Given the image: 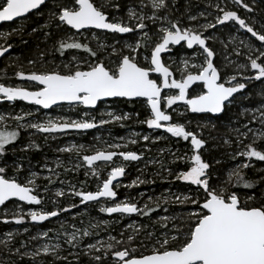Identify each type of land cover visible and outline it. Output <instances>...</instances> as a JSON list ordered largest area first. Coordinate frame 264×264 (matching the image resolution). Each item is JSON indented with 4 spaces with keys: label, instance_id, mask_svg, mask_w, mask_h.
I'll return each instance as SVG.
<instances>
[{
    "label": "snow or ice",
    "instance_id": "snow-or-ice-1",
    "mask_svg": "<svg viewBox=\"0 0 264 264\" xmlns=\"http://www.w3.org/2000/svg\"><path fill=\"white\" fill-rule=\"evenodd\" d=\"M51 3L49 9V20L55 21L57 29L64 31V37L54 42V51L59 52L61 56L69 50H78L86 55L79 58L75 52L70 53V59L62 65L47 70H31L25 72L18 70L15 76L28 82V86H6L0 83V99L8 102L23 101L27 104L39 106L42 109H51L53 106L62 107L67 104L72 107L83 106L90 110L97 107L98 102L111 100L116 103L118 100L124 102H134L137 98H143L146 103L149 114L148 117L140 121L145 123L150 129H163L171 137L181 138L190 143V152L177 155L171 152L173 163L184 162L186 168L173 172L168 169L169 175H174L175 180L181 181L189 186H195L190 194L170 193L167 196L149 197V202L140 207L137 203L131 202L132 198H126L123 201H116L117 192L114 190V181L125 174L126 165L121 163L108 172L107 177L100 181V176L93 166L97 162H105L111 165L115 157L122 158L124 162H134L141 159L135 151H108L96 149L93 154L82 156L84 165L91 170V174L97 178L99 186L97 191L76 190L74 187L70 195L79 197L82 204L88 202H99L101 198L111 200V206L100 207V212L108 215H140L152 218V213H157L160 226L167 231L161 235L154 232H148L147 238L151 241L152 247L148 254H137V248L131 247L136 240L135 234H129L126 237L121 232L123 239H117L109 236L108 241L97 240L95 243L89 242L86 245L85 254L90 255L96 264H264V200L259 204L255 201L257 197L254 194L241 195L231 188L243 187L251 189L257 181L245 179L243 170L253 166L251 161L264 162V131L257 130L253 133L251 142L245 144L248 139L247 132L235 131L238 133L236 144L238 151L234 153L233 158L244 157L245 161L237 164L235 168L228 173L227 180H219L212 183L213 173L210 171L211 164L202 158L200 150L204 147L205 141L200 136L189 130L187 123L174 121L171 114L164 111V107L172 108L173 105L182 103L186 112L194 114H212L218 116L225 112L229 105L235 102V94L241 93L246 89L247 81H260L264 83V31H258L254 26L246 22L237 11L230 10L226 5L221 7L220 3L209 4L219 14L215 17V23L206 22L199 27L182 24L180 19H170L167 10L170 5L168 0H140L137 7H127V21L123 17L112 15L107 9H115L119 12L121 5L114 0H0V22H12L17 18H27L29 13L40 14L38 11ZM232 3L239 5L247 12H252L253 8L249 6L247 0H232ZM148 9L149 11H144ZM165 13L160 15V13ZM205 13L190 15V22L197 21L200 17L207 20ZM228 22H234L240 29L251 34L259 45L240 40V44L247 49L245 54L246 64L239 66L242 70L240 77L236 74L225 76L214 64L215 51L210 47L209 41L213 39L211 33L205 35L209 29H215L217 25H224ZM149 23L158 25L156 28V42L151 44L152 34L149 31ZM49 25L46 24L45 27ZM66 26V28H65ZM203 29V31H201ZM71 30H75L72 32ZM93 30H100L103 33L116 34H134V43L122 44L118 50L114 45L101 41L100 34ZM23 28H14L11 32L0 34L4 43L0 44V57L9 52L12 45L7 43V38L14 32H22ZM33 31H36L34 28ZM51 35V33H45ZM80 37H83V42ZM235 39V37H233ZM96 41L95 48L90 46L91 41ZM183 42V44H182ZM119 43V41H117ZM58 45V46H57ZM186 45L187 49L193 50L203 57L202 62H192L189 64L187 59L182 60L184 71L181 72V78H173L170 66L162 63L161 54L171 52L170 46ZM128 49L127 54L124 49ZM141 48L149 49L150 56H145V63L141 64L137 60V55ZM234 51H236L234 49ZM107 53L109 63H105L102 58ZM135 54V55H134ZM242 53L236 51V55ZM115 56L113 61L111 57ZM43 59V54H41ZM198 59V57H194ZM30 64L35 61L30 60ZM114 64V67L111 66ZM156 76L153 78L152 74ZM194 84H199L200 90L194 94L189 93V89ZM33 87L35 90H29ZM169 92L165 93L164 90ZM171 90H176L173 93ZM162 93H164L162 95ZM264 98V92L261 93ZM177 115L183 116L185 112L178 109ZM247 111V109L245 110ZM259 112L258 122L264 128V104L253 110V113ZM243 114V113H242ZM33 113L18 114L12 117L17 121V129H34L40 133L55 134L75 131L78 133L102 127L106 124L128 120L130 114L108 111L101 114L97 119L93 116L89 118V112L84 111L83 117L79 119L69 118H48L43 122L24 121L26 117ZM107 116L108 119L103 117ZM5 121L4 116H0V123ZM257 118L253 116L250 123H256ZM251 132L248 124L244 125ZM18 130H9L7 126L0 129V157L6 154L7 146L17 140ZM143 139L148 141L149 136ZM159 139V137H158ZM135 139L130 143L135 144ZM229 143V141H225ZM244 145L239 148V145ZM260 145L257 147V145ZM111 149H120L127 147L121 144H109ZM83 145L77 147H61L58 152L76 151L79 155ZM26 151L27 148L21 149ZM219 163V161H217ZM60 164L57 161V167ZM81 164L74 167L79 168ZM68 171L69 169H65ZM49 171H54L49 169ZM85 175H88L86 170ZM35 177V174H33ZM49 183H52L50 177H46ZM264 179V178H262ZM146 181L134 180L131 185L134 187L143 184ZM36 180L31 178L26 184L18 182L16 179L7 178L6 166H0V206H5L8 201H21L29 205H40L42 198L36 194ZM45 191H48L47 186ZM64 191H56V197H63ZM174 197V199H173ZM251 202V203H250ZM56 203V201H53ZM178 203L180 205H191V207L182 208L177 215H159L162 205ZM150 204L152 206H150ZM76 207L75 204L69 207L57 208L49 211H32L26 213L28 219L33 223H42L53 217H58L61 212H68L70 208ZM167 213L168 208H163ZM22 209L12 213L14 222L21 224L25 220V215L21 214ZM8 215L7 212L4 213ZM179 220L180 223L175 222ZM7 219L4 223H8ZM169 222L172 228H169ZM99 225H90V228H97ZM63 227V226H62ZM67 235L66 243L72 248L80 247L83 237H90L92 232L87 229H75ZM128 227L134 229V233H139L140 229L130 224ZM28 230L25 229V232ZM8 239L13 238L12 233H8ZM47 236L48 233H42ZM155 237V239H152ZM37 239V236L31 237ZM140 246L147 247L143 241ZM7 244V241H5ZM124 245L123 250L119 249ZM23 247L27 245L22 243ZM60 245L44 244L32 252L31 258L35 259L44 255H54L56 259L67 260V257L59 255ZM19 252V249H17ZM29 255V253H24Z\"/></svg>",
    "mask_w": 264,
    "mask_h": 264
},
{
    "label": "rangeland",
    "instance_id": "rangeland-1",
    "mask_svg": "<svg viewBox=\"0 0 264 264\" xmlns=\"http://www.w3.org/2000/svg\"><path fill=\"white\" fill-rule=\"evenodd\" d=\"M99 2V0H98ZM121 5L119 12H116L115 9H107L110 13V16L115 15L123 17L127 21V7H136L137 11L139 8L137 5L140 0H129L126 2L125 7H122L121 0H114ZM147 2V0H145ZM170 5L167 10V14L170 19H180L182 24L188 26H196L206 22L215 23V17L219 14L213 7L208 5L220 3L221 7L225 5L230 10H235L238 14L246 20L247 23L254 26L258 31H264V6L255 0H247V3L250 7L253 8L252 12H247L242 9L239 5L232 3V0H168ZM181 6L180 9H177L176 5ZM52 7L51 3L45 8V16L42 17V21L33 22L30 17L19 19L11 24H8L5 27L0 28V34L11 32L14 28H23L22 32L13 33L7 38V43L11 44L12 47L0 60V83H5L6 86H28V82L21 81L15 76V72L18 70H23L25 72L31 70H47L55 67L56 65H62L66 63L71 57L70 53L75 52L77 57L84 56L86 54L79 52L78 50H69L65 52L64 56H61L59 52L54 51V42L58 39L64 37V31L62 29H57L55 26V21L49 20V9ZM176 7V8H175ZM144 11H149L145 9ZM205 13L207 15V20L203 17H200L197 21L190 22L188 17L190 15L199 16L200 13ZM42 14V15H43ZM165 13H160L164 15ZM37 17L42 15L36 14ZM48 24V27L45 25ZM149 25L152 29H149L150 34H152L151 44L156 42V28L158 25L151 24ZM36 31H33V29ZM41 28H47L45 33H51V35H45V33L40 36V47L34 45L35 49L31 53L26 54V51L21 48L22 44L28 42L27 39H31V36L37 35L38 31ZM66 28V26H65ZM94 33H99L102 42L114 45L118 50L122 44H132L134 43V34H125L120 35L110 33H103L101 31L93 30ZM203 31V29H201ZM72 32H74L72 30ZM211 33L213 39L208 43L210 47L214 48L217 54V67L222 74L226 77L236 74L238 79L242 70H239V66L246 64L245 54L247 49L240 44V40H245L247 42L259 45V41H256L254 37H251V34L246 33L244 30L240 29L238 25L234 22H228L224 25H217L215 29H209L208 32H205V35ZM37 35V38L38 39ZM235 37V39H233ZM35 39V38H34ZM83 41V37H80ZM119 41V43H117ZM5 41L0 36V44H3ZM88 42V41H83ZM41 44H44L41 47ZM96 41H91L90 46L95 48ZM58 46V45H57ZM241 52V55H236V51ZM127 54L128 49L123 50ZM150 48L139 50L137 55V60L141 64L145 63L144 57L149 55ZM41 54H43V59H41ZM27 55V56H26ZM135 55V54H134ZM198 57V59H194ZM102 58L105 59V63H109L107 58V53H104ZM199 54H173L166 57L164 64L170 66V70L173 73V77L176 79L181 78V72L184 71V65L181 63L182 60L187 59L189 64L192 62L199 63ZM116 57H111V60H115ZM35 61V63L30 64L29 61ZM202 62V61H201ZM111 66L114 67V64ZM155 78L154 75H152ZM246 89L240 93L237 97L234 98L235 102L228 106L225 112L215 119H201L199 120L193 130L197 133L200 138L205 141L204 149L201 151L202 158L211 164L210 171L213 173L212 183H217L219 180H227L228 173L232 171L237 164H240L245 161L244 157L233 158L234 153L238 151L236 144V139L238 133L235 131L239 129L240 132H247L248 139L244 141L245 144L251 142L253 133L257 130L264 131V128L261 127V124L258 122L260 116L259 112L253 113V110L260 107L264 104V98H262L261 93L264 92V83L260 81H247ZM29 90H35L33 87H30ZM195 91H199V85L196 86L192 91H189L190 94H194ZM170 91V90H169ZM167 91V92H169ZM175 93V90H171ZM166 92V93H167ZM133 102H124L118 100L116 103L112 101H107L101 104V107L96 109L86 110L83 106L72 107L69 105H63L62 107H55L50 111H45L43 109L35 107L36 105H31L33 108H11L10 105H13V102L8 103V107H3V104H0V116L5 117V121L0 123V129H3L5 126L9 130H18L19 136L16 141L7 146L6 154L3 157H0V166H6V175L7 178L16 179L22 184H26L28 179L35 178L36 180V194L42 198V203L40 205H29L27 203L14 202L7 204L5 206H0V264H96L95 260L91 258L90 255L85 254L87 251L86 245L89 242L95 243L97 240L108 241L109 236H114L117 239H123L120 236V233L123 232L126 237L129 234H135L136 240L133 241L131 247L140 249H146L148 252L152 247L151 241L147 238L148 232H154L156 235H161L166 229L160 226V223H157L159 216L157 213H152V218L146 216H140L137 214L128 216L124 215L123 217L120 214H112L111 216L100 212V207L102 206H111L113 201L101 199L99 202H88L82 204L79 197L70 195L72 188L82 191H97L98 189V180L91 174V170L87 169V165L83 164L82 156L85 154H93L96 149H103L108 151H128L129 149H137L141 144H145L143 148L140 149L141 154L144 157L148 155L149 159H143L137 162L136 168L134 167V173L137 178L140 180L146 181L143 184H139L137 187H146L153 183V177L159 180L158 185L155 189H143L142 191L135 193H121L120 200L117 202L123 201L126 198L131 197L132 201L137 203L140 207H143L145 203L149 202V197H161L167 196L170 193H185L190 194L192 189L195 187H187L182 184H178L175 180L174 175H169L168 169H172L173 172L179 170V164H185L184 162L173 163V157L171 152L177 153V155H182L184 153H189L191 155L190 147H181V143L185 141L181 138L166 136H155L151 131L148 132L144 130L147 125L141 123L140 121L145 120L148 117L149 109L144 101L137 100ZM21 103H24L21 101ZM26 104V103H24ZM185 112V115L178 116L177 111ZM247 109V111H245ZM172 115L174 121L181 123H187V125H192V121L188 120V113L185 111L184 106L173 105L172 108H167L166 106L163 109ZM31 111L32 116L26 117L24 121L20 123H26L28 121H40L43 122L48 118H69V119H79L84 118L83 112H89V118L95 117L97 121L101 118V114L112 111L116 114L127 113L131 115V118L128 120H122L118 122H113L106 124L102 127H98L87 132L78 133L75 131H69L65 133H55V134H46L37 132L34 129H17V121L12 119L13 116L26 113ZM243 113V114H242ZM223 116V117H222ZM253 116L257 118L256 123H250L249 121L253 119ZM108 119L107 116L103 117ZM248 124L249 128L252 129L251 132L248 131V128H245L244 125ZM214 131H220V133H213ZM144 136H149V140L145 141ZM138 137L141 138V142L137 141ZM159 137V139H158ZM135 139L137 142L135 144L130 143V140ZM179 139V140H178ZM229 143H225V141ZM42 141V142H41ZM41 142V143H40ZM121 144L127 145V147H122L120 149H111L108 147L109 144ZM218 143H221L224 146L226 153V159L219 157L212 160V156L215 154V150L218 148ZM76 145L79 147L83 145V149L80 150L79 155L76 151L73 152H58L57 149L61 147H72ZM243 144L239 145V148H243ZM260 145L258 144L257 147ZM27 148L26 151L21 149ZM214 154V155H213ZM155 155V156H154ZM154 156V157H153ZM57 161L60 166L57 167ZM219 161V163H217ZM252 167L244 169L245 171H251L252 181H257V184L260 183V186L255 189H245L243 187L231 188L232 191H235L241 195V199H244V194H254L257 197L255 201L258 204L264 197V162L252 160ZM76 164H81L79 168L74 167ZM104 165H99L96 163L93 167L99 173L100 179L103 173L108 174L111 170L112 165L103 163ZM116 164H121L117 162ZM150 167H153L154 170H158L154 175V170H151ZM159 167V169H158ZM182 167V166H181ZM180 167V168H181ZM53 169L54 171H49ZM65 169H69L66 171ZM86 170L88 175H85ZM35 174V177H33ZM46 177H50L52 183H49V180ZM47 186L48 191H45ZM187 187V188H186ZM56 191H64L65 195L63 197H56ZM174 199V197H173ZM56 201V203H53ZM251 203V202H250ZM75 204L76 207L70 208L68 212H61L58 217L50 218L42 223H33L30 219L27 218L26 213L29 210L32 211H49L62 207H69L70 205ZM150 206H152L150 204ZM191 207V205H180L178 203H170L168 205H162L159 215H179L182 208ZM163 208H168L169 211L165 213ZM22 209L21 214L25 215V220L21 224H16L14 222L12 213ZM7 212L8 215L5 216L4 213ZM7 219L9 222L4 223V220ZM179 224L180 221L175 222ZM99 226L95 229L90 228V225ZM134 225L135 228L140 229L139 233H134V229L128 227V225ZM63 226V227H62ZM75 229L84 230L87 229L92 232L90 237H83L82 243L78 248H72L66 243V237ZM172 223L169 222V228H172ZM25 229L28 231L25 232ZM47 232L48 235L45 237L42 233ZM8 233L13 234L11 240L8 239ZM37 236V239L33 240L31 237ZM152 239H155L153 237ZM7 241V244H5ZM140 241H143L147 247L140 246ZM22 243L26 244V247L22 246ZM48 244L50 246L59 244L60 251L59 255L61 257H67V260L56 259L54 255H44L41 253L40 256L35 259L31 258V253L34 252L37 248H41L42 245ZM19 249V252H17ZM123 250V249H120ZM24 253H29V255H24ZM104 264H108V261H105Z\"/></svg>",
    "mask_w": 264,
    "mask_h": 264
},
{
    "label": "flooded vegetation",
    "instance_id": "flooded-vegetation-1",
    "mask_svg": "<svg viewBox=\"0 0 264 264\" xmlns=\"http://www.w3.org/2000/svg\"><path fill=\"white\" fill-rule=\"evenodd\" d=\"M121 1H123V0H121ZM127 1H129V0H127ZM255 1H258L259 3L263 4V6H264V1L263 0H255ZM42 8H43V6H42ZM38 11H40V10H38ZM33 14L34 13H30L27 17H30V15H33ZM5 25H8V24H5ZM5 25H3V26H5ZM3 26H1V27H3ZM149 29H152V27L150 25H149ZM182 44H183V42H182ZM170 47L172 48V51L171 52H165L164 54H162L163 63L166 60V57L169 56V55H173V54L174 55L175 54H177V55H181V54H187V55H189V54H192L193 53V50L187 49L186 45L184 47H181L179 45H177V46H170ZM212 49L215 51V49L213 47H212ZM215 54H216V51H215ZM148 56H150V53H149ZM199 60H200L199 62H201L203 60V57L200 56ZM214 64L217 65V54L214 57ZM152 75H154V74H152ZM154 76H156V75H154ZM197 85H199V84H196L195 86H193L191 89H189V91H192L194 88H196ZM237 96H235V97H237ZM141 101H143V100H141ZM15 102H21V101H15ZM15 102H13V103H15ZM8 103H10V102H7V101L0 102V104H8ZM178 105L183 106V104L182 103H179V102H178ZM35 107L40 108L38 106H35ZM99 107H101V105H99L97 108H99ZM40 109H42V108H40ZM187 113H188V120H191L192 121V123H191L192 125H187L188 128H189V130H191V131L196 130L195 125L197 123H199L198 122L199 120L204 119V118L205 119H211L212 120V119H215L216 118V117H214V116H212L210 114H194V113H191V112H187ZM144 130H146V131L148 130L149 132L151 131L152 133H154L155 136H166V137H170L171 139L173 138V137H171V135L169 133H166L163 129H150V128L146 127ZM141 138L142 137H138L136 140L139 141V142H141ZM181 144H182L181 147H186V148H187V146L190 147V143L188 141H185L184 143H181ZM144 146H145V144H141L137 149L133 148L131 150L130 149L128 150V151H135L139 155H141V159H139L137 161H134V162H124V161H122V158H120V157H115L114 158V163L111 164L112 167H114L116 165H119V164H116L117 162H121V163H123V164L126 165V170H125L124 176L120 177L119 180L114 183V186H115L114 190L117 192V198H116V200H120V197L119 196H120L121 193H135V192L142 191L143 189L153 190V189H155L157 187V186L152 185V183L150 185H146V187H141V186L140 187H137V186H134V187H126V185H131L132 182L134 180H136V176H135V173H134V167L136 168V166H138V165H136L137 162H139V161H141L143 159H149L148 157L149 156H152V155H148V156L144 157L143 154H141L140 149L143 148ZM203 149H204V147L200 150V152L203 151ZM103 163H105V162H99L98 164L99 165H104ZM184 165H182L183 167L179 168V170L185 169L184 168ZM106 177H107L106 174L103 173L102 176H101L100 181H102ZM100 181H98V182H100ZM177 183L178 184L185 185L187 187H192V186H189V185H187V184H185V183H183L181 181H177ZM193 187H195V186H193ZM14 202H16V201L15 200L9 201V202L6 203V205L7 204H10V203H14ZM17 202H19V201H17ZM20 203H22V202H20Z\"/></svg>",
    "mask_w": 264,
    "mask_h": 264
},
{
    "label": "trees",
    "instance_id": "trees-1",
    "mask_svg": "<svg viewBox=\"0 0 264 264\" xmlns=\"http://www.w3.org/2000/svg\"><path fill=\"white\" fill-rule=\"evenodd\" d=\"M122 2V7H125V4H126V2H127V0H123V1H121ZM176 7H177V9H180V5L178 4V6L176 5ZM175 7V8H176ZM45 8L46 7H43L40 11H45ZM45 13L46 12H44V14L42 15V16H40V17H37V15L36 14H33V15H30V18L29 19H31L33 22H40V21H42L43 20V18L42 17H44L45 16ZM5 26H7V25H5ZM5 26H3V27H5ZM1 28V27H0ZM47 31V28H41L39 31H38V33H37V35H39L38 36V39H36L37 38V35H34V36H31V39H27L28 40V42L26 43V44H22V46H21V48L23 49V51L25 50L26 51V54H28V53H31L32 52V50H34L35 48V46L34 45H36L37 47H40V42H36V40H38V41H40V36H42L45 32ZM35 38V39H34ZM44 46V44H41V47H43ZM27 56V55H26ZM27 57H29V54H28V56ZM136 102H133V104H135ZM9 105L8 104H3V107L5 108V107H8ZM11 106V108H19V107H25V108H33L31 105H27V104H24V103H21V102H15L13 105H10ZM223 117V116H222ZM213 133H220V131H214ZM42 142V141H41ZM40 142V143H41ZM214 154V156H212V160L213 159H215L216 157L217 158H219V157H223V159H226L227 157L226 156H224V153H226V151H225V149H224V146L221 144V143H218V148H217V150H215V152H213ZM216 156V157H215ZM182 165H184V164H182V163H180L179 164V168L182 166ZM183 167V166H182ZM184 168H186V165H184ZM150 169L151 170H154V168L153 167H150ZM158 169H159V167H158ZM158 170H154V175L157 173V175H158V172H157ZM244 175H245V179H247V180H250V176H251V171H245L244 172ZM153 180V183H152V185H154V186H158V185H160L159 183H158V179L156 178V176L155 177H153L152 178ZM258 186H260V183H256L255 184V186L252 188V189H255L256 190V187H258ZM241 188V187H240ZM262 200H264V197L262 198ZM259 204V203H258ZM123 247H124V245H120L119 246V249H123ZM141 253H143V254H148V250H146V249H140V250H138V254H141Z\"/></svg>",
    "mask_w": 264,
    "mask_h": 264
},
{
    "label": "water",
    "instance_id": "water-1",
    "mask_svg": "<svg viewBox=\"0 0 264 264\" xmlns=\"http://www.w3.org/2000/svg\"><path fill=\"white\" fill-rule=\"evenodd\" d=\"M263 1H264V0H263ZM29 14H30V13H29ZM29 14H28V15H29ZM19 19H21V18H17V20H19ZM17 20H15V21H17ZM13 22H14V21H12V22H0V27L3 26V25H5V24H10V23H13ZM74 31H75V30H74ZM96 31H100V30H96ZM123 35H125V34H123ZM6 54H8V52L5 53V55H6ZM162 54H164V53H162ZM162 54H161V59H162ZM5 55H4V56H5ZM4 56H3V57H4ZM3 57H0V60H1ZM162 63H163V60H162ZM170 71H171V70H170ZM153 74L156 75L155 73H153ZM173 78H174V77H173ZM195 85H196V84H194L193 86H195ZM193 86H192V87H193ZM190 89H191V88H190ZM244 90H245V89H244ZM244 90H243V91H244ZM167 91H169V90H168V89H165V90H164L165 93H166ZM243 91H242V92H243ZM163 94H164V93H162V95H163ZM238 94H239V93L235 94V96H237ZM137 100H143V98H137ZM2 101H6V100L0 99V102H2ZM108 101H111V100H108ZM7 102H8V101H7ZM22 102H23V101H22ZM104 102H107V101H100V102H98L97 107H98L99 105H101L102 103H104ZM24 103H26V102H24ZM26 104H27V103H26ZM27 105H31V104H27ZM65 105H67V104H65ZM38 107H39V106H38ZM55 107H58V106H53L51 109H53V108H55ZM97 107H96V108H97ZM96 108H95V109H96ZM51 109H43V110H45V111H50ZM222 114H223V113H222ZM222 114H219L218 116H214V115H212V114H210V115H212V116H214V117H219V116H221ZM97 163H99V162H97ZM119 178H120V177H118L117 180H115L113 183H115L116 181H118ZM101 199H104V198H101ZM12 201H13V200H12ZM8 202H9V201H8ZM19 202H21V201H19ZM6 203H7V202H6ZM22 203H26V202H22Z\"/></svg>",
    "mask_w": 264,
    "mask_h": 264
}]
</instances>
